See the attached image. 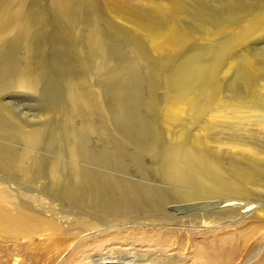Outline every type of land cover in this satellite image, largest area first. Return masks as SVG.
<instances>
[{"label": "rangeland", "instance_id": "374dc122", "mask_svg": "<svg viewBox=\"0 0 264 264\" xmlns=\"http://www.w3.org/2000/svg\"><path fill=\"white\" fill-rule=\"evenodd\" d=\"M20 1L18 2L21 5V10L23 8L25 9V11H23L24 9L22 10L23 12L20 10V17H21V21L23 25L20 24L17 30L15 31L13 30L10 33L11 35L9 34L7 35L6 39L4 38V40L7 41L6 42L7 45L5 44L4 40H1L2 42L0 41V44L3 43L2 45H0V48H1L0 50L2 51V53L0 51V55H2L0 56L1 58L0 64L4 62L3 66L5 67L4 68L2 64L0 66L1 67L0 68V121L2 122L7 121V123L6 122L5 123L8 127V129L6 130L7 132L4 131L2 133V131H0V180L5 181L7 184H10L11 182L12 183L10 184L11 188H14V187L16 188V185H18L20 188L23 187L24 189L22 188V190H25V188L33 189L36 185L37 186L42 185L43 187V184L45 187V185L47 186L48 184H53V183L57 184V186L55 185V187L57 188L59 187V185H64V184L67 185V183L68 185H74V184L71 181H68L67 183H65L67 180L60 182V183L55 182V181L53 182L48 177L51 175L50 173L58 172L59 174L57 173V175H60V172H62L60 176H62V174L63 176L64 175L67 176L70 174L69 173L70 171L71 173H78L79 171L78 174L82 173L81 175H85L88 177V181H86L85 183L86 185L89 184L88 186L90 187V194H92L93 196L95 195V197L99 199H102V200L104 199L105 202L106 201L108 202L109 200L108 202L109 205L107 203L108 207L106 206V204H103L105 207H107V209L111 207L110 204H112V206H116L115 208L117 209L120 206L124 205L122 206L123 208L120 207V209L118 210L116 209L117 211L113 207H111L113 208V210H115L113 214H111L112 217L113 215L116 214V216L121 215V218L123 220L127 219L126 221L124 220L125 222L120 221L121 218L120 220L118 219V221L116 220L114 224L116 225V223H118V225H116L115 228L107 227L108 225H113L112 224L113 222L108 223L104 219V222L102 223L104 226H101L100 228L101 230L98 229L93 232L89 231L87 232L88 234L84 233L83 235L80 232H78V230L82 228L81 222L74 223L72 221H67V219H64L65 217L64 218L62 217L63 214L69 211L70 213L74 212L73 214L80 212L78 206H76L77 205L76 203L78 202L77 200H74L72 202H68L67 200H61V203L60 202L55 203V204L61 205V206L58 205L56 209H53L52 207H47V208L41 207L40 208L37 205V203L35 202L32 203L27 198H26V201H24L21 199L22 196H20L19 194L18 195L16 194L17 195L16 204H20V202H24L25 204H28L30 209L33 212L35 211V213L40 212V210L44 212L47 211L48 215H51V213H53L51 220L55 222L58 226H61V227L63 226L65 230L68 229L69 231H68L67 237L69 238L71 237L72 240L75 241L71 243L70 245L68 244L69 246L68 245L66 246V247L71 246L70 250L66 249L64 253L59 254V255H56L55 251L49 254L45 253L43 249L40 251H36L34 255L38 256L37 254H39V258H38L39 263L37 262V264H69L71 261L78 260L81 254H83L82 257L83 256L88 257L91 254L90 256L93 257V261L94 260L98 261L99 256L102 255V253L103 255L106 254L107 256H112V257L115 255H117L118 258L123 257L125 262H129L133 264H137V263L141 264L140 263L142 262L141 259H146V258H147V261H146L147 264H160V263L164 264L163 262L165 261H166L165 264H171V263L172 264H196V262L198 263L199 259L202 260L203 262L210 260V258H212L211 256L220 257L224 260L228 256H232L231 257L232 262L230 264H264V229L257 230L252 223L247 222L250 219H254L253 216L256 215L257 208L260 207L264 209V192H254L255 195L250 196L248 198V201L243 202L238 207H231L228 210L223 211L226 213H222V211L220 212L219 210L213 211L212 212L214 213L212 214L213 221L211 220V223H210L204 218H203V221H201L202 216L205 217L206 215L210 214L208 209L202 212L201 211L194 212V211H191V209L186 210V208H184L182 204L179 202V200L177 199V195H175L173 191H171L170 185L164 180H162L161 178H159L158 176V174H160V172L163 171L164 169L162 167V163H163L162 159L164 158V156L165 157L170 156V155L174 156L175 155L174 153L176 152L181 153L180 151L183 148L180 150L178 148L182 145V143L184 145L185 143H188L187 141L189 142L190 140L192 141L193 138L191 137H193V132L198 128L197 126H199V123L192 119L193 121L191 120V123L189 125L191 127L188 130L189 133H187L188 132L187 131L186 133H184L183 136H179L180 134L176 136L177 135L176 131L179 130V128H176V129H172L173 131L176 132V134L175 132L168 134V137L171 136L168 138L166 136L167 132L166 130H164L165 126L163 124V118H162L163 109H165L164 107H166L167 103L171 101L172 97H174V96H170L171 95L170 91H172V87H171L172 84L170 85V79H168L170 76L168 75L172 74L171 73V71L173 72L172 69H174L177 65L182 66L183 68H188V66H183V64H180L183 61L181 59V56L186 57L188 54L187 49H184L185 52H183V50L178 52L179 56L177 55V57H176V54H177L176 52L175 55L173 54V56H171L174 59L169 57L167 58V60L164 59L165 61L159 60L157 57H154L152 55H149L150 56L149 57L148 53L149 54L151 53L148 50H146L147 44L145 42L143 43L144 40L141 39L142 37L140 38L139 35H137L138 36L137 37L136 34L132 32L130 33V31H127V30H120L119 27L117 28L120 31L112 27L113 29H116L115 31L111 28V26H109V17H107L108 15L105 12H103L104 10H102L103 8L101 7V0L100 1L99 0H90V1L87 0V2L86 0H81V2L80 0L78 1L71 0L73 1V5L72 4L70 5V3H72L70 1L69 3H67L68 5L65 8L66 10H63L60 12H58L59 10L56 8V6L51 4L49 0H32V1L31 0H20ZM82 1H83V4H82ZM22 2L24 3V5ZM35 3H38L39 5H36ZM76 3L78 4L77 7H76ZM91 3L93 4L90 5ZM203 3H205L203 4V6L208 11L209 9L211 10L209 11L208 14L211 15L213 19H216L218 22H223V21L228 20V17H229L228 13L227 11H225V9H223V7L219 6L220 5L218 4L219 2H216L215 0L214 2L213 0H203ZM187 5L190 6V7L187 6V9H189L188 13H192L196 15L195 12L197 11V8L192 7V5H190L189 3ZM33 6L34 8H32ZM73 6H75L77 9L74 8ZM28 7L31 10H29ZM68 7H70V9ZM81 7H85V8L83 9ZM36 9L38 12L36 11ZM89 9L92 11L89 12ZM67 10H70L71 13ZM33 11L34 13H32ZM51 11H53L54 14L51 13ZM26 12L27 14L28 13L29 14L27 15ZM101 12L105 16L99 15L101 14ZM31 13L32 15L30 16ZM88 13H89V16H88ZM90 13L91 14L96 13V14L94 16L93 15L91 16ZM23 14H24V20L22 19ZM33 15L35 17H33ZM60 16L62 17L64 16L62 20ZM96 16L100 19H98ZM43 19H46L44 20L45 22L43 21ZM25 20H28V23ZM33 20H35L36 22L35 21L33 22ZM32 22L34 24H32ZM36 26L40 27L42 30L40 28H37ZM31 27L33 28L31 29ZM100 27L102 29H100ZM92 29L94 30V33L96 32L99 35V38L102 41V42L100 41V45H103L104 49L106 48V50L104 51V54L100 58H96V59L91 56L94 54L90 50H88L87 46L89 44L87 45L88 42H86L87 40L85 39V36H84L87 30L91 31ZM106 29H108V31ZM112 31H114L115 33H113ZM195 31L197 32V34L198 33L201 34V33H206L208 31H213V30H206V32L205 30L203 31L195 30ZM26 32H28V34H25ZM120 32H122V34ZM117 33L118 34L120 33L122 37L127 36L126 39L124 37L122 38L121 35H118ZM9 36L10 38H8ZM111 36L113 37L111 38ZM198 36L197 38L195 37L193 38V43L199 44L201 42V44H203V42L198 38ZM129 38L131 39V41ZM263 39H264L263 36H259L257 39H254L256 41L252 40V43H251L252 48H249L248 53L253 54L254 51H258L260 49L258 51L260 53H256V54L259 55V57H261L262 60L264 61V40ZM82 40L84 41V43L82 42ZM137 41L139 42V44L136 43ZM139 45L141 46L139 47ZM211 45L214 46V42L213 44L211 43ZM143 46L144 48H141ZM135 47L138 49V51L134 49ZM194 47H198V46L196 45ZM7 48H8V52L5 53V51H7ZM202 48L204 49L203 52H206L205 55H207L208 51H206V48L203 46L200 49ZM207 48H210V47H207ZM28 49L31 51H29ZM141 49L143 50V52L144 50H146V52L144 53L147 55H145ZM210 51L214 53L213 50H210ZM210 51H209L210 55L207 59H209L211 56L213 57L214 55V54L211 55L212 53ZM77 53H78V56H77ZM185 53H187L186 56L184 55ZM24 54L28 55V58ZM30 54L31 56H29ZM83 54L84 56H82ZM135 55L138 56V59H136L137 56ZM8 56L11 58H9ZM89 56L91 59L89 58L88 60L87 57ZM142 56L144 57V59ZM145 56H147L148 59L145 58ZM81 57H83V59ZM133 57L135 58L133 59ZM3 58H6L7 61ZM26 58L28 59V61ZM214 58L215 56L213 57L212 60L216 59ZM2 59H3V62H2ZM175 60L177 61V63ZM143 61L144 62L146 61V63L149 62V64L148 63L146 64ZM160 61H162L163 63L166 62L167 66L165 65V63L163 66V63ZM9 62H11V64ZM14 62L16 63L13 64ZM103 62L106 64H104ZM168 62L171 64H169ZM172 62H174V64ZM133 63H135V65H133ZM137 63H141V65ZM23 64L25 67L23 66ZM85 64L86 66H88V69L85 66ZM89 64L90 65L92 64V65L90 66ZM168 64L171 66H169ZM102 65H105L107 67L102 66ZM137 65H139L140 68ZM146 65H148V67H146ZM159 66H160V69H159ZM27 67L30 69L31 68L34 69L36 72L38 70L37 75L40 78L38 77L37 83L35 84L33 83L32 84L33 87L31 88L28 87L29 89L19 88L18 86H16L15 76L17 75L19 70L22 71L24 69H28ZM93 67H94V70H93ZM143 67L147 69L149 68V71L147 69H145L144 71ZM161 67H164V69H161ZM150 68L153 69L152 71L154 72H152ZM84 69L86 70L85 73H84L85 71ZM155 69L159 72H157ZM3 71L5 72L3 73ZM82 71L85 74V76L84 74H82ZM93 71H95L96 73ZM162 71L163 72L167 71L166 72L167 74L164 72L166 76L164 75V73H162ZM149 73L151 75H149ZM157 73L160 74L161 76L158 75ZM217 74L218 73H216V75ZM89 75L90 76L94 75V76L90 77ZM156 75H158V77ZM163 75L165 77H163ZM152 76L153 77L155 76L154 77L155 79H153ZM86 77H87L88 83L86 82ZM148 78L150 80H148ZM88 79L90 81H88ZM71 80L73 81L71 82ZM79 82H80V85L78 84ZM150 82H151V85H150ZM162 82H165V83H162ZM94 83L97 85H95ZM202 83H204V79H202ZM88 84H91L89 85L91 88H89ZM194 84L196 85L197 83H194ZM83 85L84 86L87 85L88 87L86 86V89H85L84 87H82ZM155 85H156V88H155ZM159 85L160 86L165 85L164 89L160 87ZM79 86L80 88H78ZM197 86L201 87L202 84L198 83ZM97 87L99 88L97 89ZM83 89H84V92H83ZM90 91H93L92 94ZM96 91H98V93H96ZM72 92H75L76 95L73 94ZM77 92H79L81 96L79 93L77 94ZM93 94H96V96H98L100 99L98 97L97 99L96 96ZM92 95L95 97V99L92 98L93 102H89L91 99L89 96L92 97ZM69 96L71 99L69 98ZM76 96H78L80 99H78V97ZM76 98L78 100H76ZM81 99L83 100L84 107L86 104L87 108L83 107V103H81L82 101ZM96 99L97 101H95ZM101 99H104V100L101 101ZM166 99L167 101H165ZM79 100H80L79 106H77ZM148 100H150V103L152 102L153 104L149 105ZM70 101L72 102V104H74L76 101V104L72 105ZM202 101H204V98L202 99ZM97 103L98 105L100 104L103 107L101 106V109H100V105L98 106ZM164 103L166 106L164 105ZM87 105H89L91 108ZM96 106L99 108V110ZM74 108L77 110L80 109L81 112L75 110ZM82 109L85 110L84 112H86L87 109L88 111L84 114ZM91 110H94L95 113ZM45 112H48V113L45 114ZM66 113H69V115L71 114L70 116L68 115L70 120L66 117L67 115ZM73 113H76V114H73ZM194 114H197V113H194ZM73 115L75 116L77 115V116L75 118L74 117L72 118ZM83 115L85 116L83 117ZM84 118L85 119L88 118L87 120H92L95 125L97 124L96 125L97 127L95 126L97 129L94 130L91 134L86 133L85 137L87 136L86 137L87 141L85 139H81L80 141H78L77 149L83 150L82 151L83 156L80 155L81 158L79 156L73 157L71 154H69L70 157H68L69 155H68L67 143L69 141L68 137L70 133H69V128L67 126L72 125L75 127H80V123L82 124V126H85L82 123L85 120ZM98 120H101V122H99L100 124H98ZM2 125L5 126V124H2ZM100 126L101 128L102 127L103 128L100 129ZM22 127L26 131H32V130L41 131L40 132L41 134L39 136V142L36 143L38 144L37 148H35V146L28 147V143H26V141L23 139L22 134L20 132L16 133L14 131L15 129H21ZM80 129L84 133L81 127ZM99 129L101 130V132H99ZM102 130L104 131V133L102 132ZM164 131L166 133H164ZM191 133L192 135H190ZM229 133L226 132L224 134L218 135L215 132L213 133L210 132L209 133L210 135L206 134V136L207 137L210 136L209 138H211V141L212 140L215 141V140L223 139L222 137H224L225 139H228L224 135H227ZM235 133L236 134L233 133L231 136L234 135L235 137L236 135L237 136L241 135L240 132L237 133V131H235ZM163 134H166V135H163ZM252 134H247L249 136L247 135H244V136L246 137V139L248 138V140H251L253 142V145L254 146L256 145L255 147L260 149L259 150L260 152L263 150V153H264L263 134H255V135L254 134L252 135ZM8 137L10 140H7ZM167 138L170 139V141H168ZM182 138H185V139H182ZM229 139H234V138L229 137ZM11 140L13 142H11ZM83 140L86 141V143H84L85 145H83ZM171 140H172V144H174L175 142L177 143L178 141L179 143L177 144L175 143L176 145L174 144L175 147L176 146L178 147L175 148L174 145L171 146L172 145ZM168 145L173 149V151H171L172 149L170 147L168 148L169 151L166 150ZM84 146H86V148ZM163 146L165 147V149H163L164 148ZM173 147L176 150H174ZM23 150L29 152L28 156L21 154ZM166 151H168L169 153H167ZM170 151H171V154H170ZM185 151H186L185 149L182 150L181 154H183V152ZM9 152L12 153L13 155V158L11 159H10L11 154H9ZM16 156H18L19 159ZM20 156H23V158L21 157L22 159H20ZM89 157H90V160L88 161ZM73 158L74 159L79 158L80 160L77 159L76 160L77 162H76ZM20 162H23V164L21 165L22 167H24V170H25V172L23 173H21L22 171L15 168V165L17 166V164H19ZM71 163L72 164L75 163L74 165L76 167L73 168ZM237 164L238 163H236V165ZM58 166H59V169H58ZM36 170L39 172H37ZM262 170H264L263 166H262ZM37 173H40L38 174V176H41V177H38V179H35V180L34 179L27 180L28 182L24 180L23 177L22 178L19 177L23 174L33 175ZM109 174L111 175V178L113 180L110 179ZM107 176H109V178ZM109 180H112V181L109 182ZM48 181L52 183H48ZM111 182H115L114 183L115 186L118 185L115 188L117 189L118 187L119 189L117 190L119 191H117L114 188L113 183L111 185ZM135 185H136V189H135ZM96 186L98 189H96ZM112 186H113V189H112ZM120 188H123V190L125 191H123ZM92 190H94L95 193ZM126 190L127 191L129 190V192L126 193ZM91 191L93 193H91ZM111 192L112 193L114 192V194L116 193L115 196ZM118 192L124 198H122L118 194ZM132 192L134 196L136 195V197L132 195ZM123 194L125 196H123ZM109 195L112 197V199ZM116 195H117L116 200L119 197L121 198H119L117 201L115 200L114 202L115 203L122 202L123 204L119 205L120 204L119 203L117 206L116 205L117 203L115 204L114 202H112L115 199ZM127 195L130 196L129 197L130 199L128 201H127L128 199ZM129 201L133 202L132 203L133 205H130L131 203ZM125 202L128 206L125 204ZM188 204H189L188 206L192 208L193 204L192 203L191 204L188 203ZM209 205L210 203L205 204L204 202L203 203L201 202L200 204V206L202 207H206V206L209 207ZM135 207H137L138 211L136 210ZM111 208L109 209L110 212L112 211ZM118 211L119 212L121 211L123 213H126L128 211H131V212L126 213L127 215L124 214L123 216L121 212H120L121 214L120 213L117 214ZM55 214L57 215V217L54 218ZM106 214H107V211L105 212L104 215L105 217H108V215ZM111 215H109V217ZM60 217L63 219L60 220L61 219ZM70 219H72V217ZM129 219L131 220L129 221ZM256 221L264 222V220H255V221L253 220V222H256ZM138 223L140 224L138 225ZM207 223H210V224H207ZM121 224L123 225L121 226ZM245 227H247L246 230H244ZM247 231H248V235H246ZM78 233H80L81 235ZM133 233L135 234L133 235ZM123 237L124 239H122ZM75 238H79V239L74 240ZM124 240H127V241L123 242ZM116 241L117 242L120 241V243L121 242L122 243L120 244V243H117ZM78 244H81V248L77 246ZM118 244H120L121 247ZM127 246H128V249H126ZM136 247L138 248V250ZM5 248L11 250L12 246L10 243L8 244L7 242L0 240V251L4 250ZM88 248H90L91 251L90 249L88 250ZM130 250L132 254L130 253ZM22 255L26 256V252L23 251ZM20 256L14 257L13 261L11 259H8L7 261L3 259L2 262L0 263L1 264H13V263L19 264L21 260ZM25 258L27 260L29 259L28 257H25ZM40 258L44 259L42 263H41ZM15 259L17 261H15ZM153 260H155L156 262ZM78 262L79 260L76 263Z\"/></svg>", "mask_w": 264, "mask_h": 264}, {"label": "bare ground", "instance_id": "6f19581e", "mask_svg": "<svg viewBox=\"0 0 264 264\" xmlns=\"http://www.w3.org/2000/svg\"><path fill=\"white\" fill-rule=\"evenodd\" d=\"M18 1H20V0H0V41L4 40V38L6 39L7 35H9L13 30L14 31L17 30V28H18V26H20V24L23 25L22 21H21V17H20L21 5ZM49 1L51 2V4L56 6V8L59 10L58 12H60V11L66 10L65 8L68 5L67 3H69L71 0H49ZM215 1L219 2L218 3V4H220L219 6L223 7V9H225V11H227V13L229 15L228 20L223 21V22H218L216 19H213V17H211V15L208 14L209 11H211V10L209 9V11H208L203 6V4H205V3H203V0H101V7L103 8L102 10H104L103 12H105L108 15V16L106 15L107 17H109V26H111V28L113 27L116 29H118L117 27H119L120 30H127V31H130V33L132 32V33L136 34V36L139 35L140 38L142 37L141 39L144 40L143 43L145 42L147 44L146 50H148L151 53V54L148 53V56L152 55L154 57H157L159 60L165 61L164 59L167 60V58L173 56V54L175 55L176 52H177V54H176V57H177V55L179 54L178 52H180L182 50H183V52H185L184 49H187L188 54L187 53L184 54L185 56L187 54L186 57L181 56V59L183 61L180 64H183V66H188V68H183L182 66L177 65L174 69H172L173 70V72L171 71L172 74L170 73L171 75H168V76H170L168 78V79H170V85L172 84V86H171L172 91L169 90L171 95L170 94L169 95L174 96V97H172L171 101H169L167 103V106L164 103V105L166 106V107H164L165 109L161 108V109H163L162 118H163V124L165 126L164 130H166V132H167V135L166 134H163V135H166L168 137V134L175 132L172 129L179 128V130L176 131L177 132L176 136H178V134H180L179 136H183L184 133H186L189 130V128H191L189 125H190L192 119L197 121L199 123V126H197L198 128L193 132V137H191V138H193L192 141L191 140H190V142L187 141L188 143H185L184 145L181 142L182 145L181 144H180L181 146L179 145L181 147V148L180 147L178 148L179 150L182 148H183L182 150H184V149L186 150L185 152H183V154H181L182 153V150H181L180 151L181 153H177L176 151H174V152H176V153L173 152L175 155L174 156L170 155L171 151H173V149L168 145L166 150L169 151V149H168L169 147L172 150L170 151V154H168L170 156H167V157L164 156V158L162 159V162H163L162 167L164 169L161 172L159 171L160 174H158V176H159V178H161L162 180H164L165 182H167L170 185L171 191H173V193L175 195H177V199L182 204V206L184 208H186V210L191 209V211H194V212H196V211L202 212V211H204V210L206 211L208 209L210 214L206 215L205 217L202 216V220L201 219L200 220L203 221V218H204L205 220H207L210 223H211V220L213 221V219H212V214H214V213H212L213 211L219 210L220 212L222 211V213H226L223 211L228 210L231 207H238L243 202L248 201V198L250 196L255 195L254 192H264V170H262V166L264 167L263 150L260 152L259 151L260 149L256 148L255 147L256 145L254 146L253 142L251 140H248V138L246 139V137L244 136V135L252 134V133L254 135L255 134H263V136H264V61L262 60L261 57H259V55L256 54V53H260V52H258L260 49L258 51H254L253 54L248 53L249 48H252V46H251L252 40L257 39L259 36L264 37V0H215ZM71 2L72 3H70V5L71 4L73 5V1H71ZM80 2H81V0H80ZM86 2H87V0H86ZM213 2H214V0H213ZM93 3H91L90 5H92ZM188 3L190 5H192V7L197 8V11L195 12L196 15L192 14V13H188V10H189V9H187V6H189V5H187ZM35 4L39 5L38 3H35ZM82 4H83V1H82ZM84 4H85V2H84ZM23 5H24V3H23ZM29 5H31V4H29ZM77 5L78 4L76 3V7H77ZM87 6H89V5H87ZM73 7L76 8L75 6H73ZM92 7H90V8H92ZM32 8H34V6ZM36 8H38V7H36ZM68 8L70 9V7H68ZM74 8H73V10H74ZM81 8L84 9L85 7H81ZM28 9L31 10L29 7H28ZM95 10H97V9H95ZM23 11H25V9ZM36 11H37V9H36ZM67 11H69L71 13L70 10H67ZM85 11H86V9H85ZM90 11H92V10L89 9V12ZM32 13H34V11ZM32 13L30 14V16L32 15ZM51 13H53V11H51ZM26 14H27V12H26ZM95 14L90 13L91 16L92 15L94 16ZM34 15H33V17L36 16V15L35 16ZM99 15H103L102 12ZM88 16H89V13H88ZM103 16H105V15H103ZM53 17H55V16H53ZM60 17L62 20V18L64 16L63 17L60 16ZM28 18H30V17H28ZM39 18H40V16H39ZM224 18H223V20H224ZM22 19L24 20V14H23ZM51 19H53V18H51ZM94 19H96V18H94ZM98 19H100V18H98ZM98 19H96V20H98ZM44 20H46V19H43V21ZM25 21H27V23H28V20H25ZM30 21H31V19H30ZM34 21L35 20H33V22ZM107 21H108V19H107ZM33 22H32V24H34ZM61 23H63V22H61ZM32 28L33 27H31V29ZM37 28H40V27H37ZM95 28H96V26H95ZM107 28H108V26H107ZM100 29H102V28L100 27ZM116 29H113V30L116 31ZM106 30L108 31V29H106ZM195 30H201V31L205 30V32H206V30H213V31H208L206 33H201V34L198 33L197 34V32ZM119 31H117V32H119ZM112 32L115 33L114 31H112ZM71 33H73V32H71ZM120 33L122 34V32H120ZM120 33L119 34L117 33V34L121 35ZM25 34H28V32H26ZM96 34L97 33L96 32L94 33V30L92 29L91 31L87 30L85 35H84L85 39L87 40V41L86 40L85 41L88 42L87 45L89 44L87 46V48H88V50H90L94 54L91 56L95 59L100 58L104 54V51L106 50V48L104 49L103 45H100L101 39L99 38V35L97 34V36H96ZM198 35L202 38H200ZM80 36H81V34H80ZM197 36L203 42V44H201V42L199 44L193 43V38L194 37L197 38ZM112 37L113 36H111V38ZM121 37H122V35H121ZM123 37L126 39L127 36L126 37L123 36ZM129 37H130V35H129ZM8 38H10V36ZM138 40H140V39H138ZM4 41L6 44L7 41L6 40H4ZM130 41H131V39H130ZM254 41H256V40H254ZM82 42L84 43L83 40H82ZM86 42H85V44H86ZM213 42H214V46L211 45V43L213 44ZM136 43L139 44L138 41ZM260 43H261V41H260ZM2 44H0V45H2ZM141 45H139V47ZM196 45L198 47H194ZM200 46L201 47L204 46L206 48V51H208L207 55H205L206 52H203V50H204L203 48L200 49L201 48ZM1 47H3V46H1ZM29 47H30V45H29ZM207 47H210V48H207ZM262 47H263V45H262ZM129 48H128V50H129ZM141 48H144V46ZM134 49L136 51H138V49L136 47ZM146 50H144V52H146ZM210 50H213L214 53H212V51H210ZM29 51H31V50H29ZM84 51H85V49H84ZM124 51H126V50H124ZM209 51L212 53L211 55L214 54L213 57L215 56V58H216V59L214 58L215 60H212L213 59L212 56L210 57L211 59L210 58L207 59L210 55ZM6 52H8V48H7V51H5V53ZM22 52H24V51H22ZM142 52H143V50H142ZM1 53H2V51H1ZM10 53H11V51H10ZM83 53H85V52H83ZM145 55H147V54H145ZM0 56H2V55H0ZM25 56H27V58H28V55H25ZM29 56H31V54ZM77 56H78V53H77ZM82 56H84V54ZM135 56H137V55H135ZM8 57H7V59H8ZM9 58H11V57H9ZM81 58L83 59V57H81ZM87 58L89 60L90 56ZM134 58L135 57H133V59ZM145 58L148 59L147 56H145ZM171 58H173V57H171ZM3 59L6 60V58H3ZM3 59H2V62H3ZM136 59H138V56ZM143 59H144V57H143ZM176 59H178V58H176ZM0 60H1V58H0ZM27 61H28V59H27ZM146 61L145 62L143 61V62L146 63ZM150 61H151V59H150ZM160 62H162V61H160ZM9 63L11 64V62H9ZM15 63L16 62H14L13 64H15ZM76 63H77V61H76ZM79 63H80V61H79ZM82 63H84V62H82ZM144 63H142V64H144ZM147 63L149 64V62H147ZM164 63L166 65V62H164ZM164 63H163V66H164ZM172 63L174 64V62H172ZM176 63H177V61H176ZM1 64L3 66L4 62ZM1 64H0V66H1ZM104 64H106V63H104ZM137 64L141 65V63H137ZM169 64H171V63H169ZM133 65H135V63H133ZM139 65H137V66L140 68ZM23 66H24V64H23ZM85 66H86V64H85ZM102 66H105V65H102ZM169 66H171V65H169ZM86 67L88 69V66H86ZM105 67H107V66H105ZM146 67H148V65H146ZM90 68H92V67H90ZM143 68H142V70H143ZM10 69H8V70H10ZM145 69H147V68H144V71H145ZM159 69H160V66H159ZM161 69H164V67H161ZM93 70H94V67H93ZM147 70L149 71V68ZM152 70L153 69H151V71ZM89 71H91V70H89ZM98 71H100V70H98ZM167 71H164V72L166 73ZM169 71H170V69H169ZM4 72L5 71H3V73ZM85 72H86V70L84 71V73ZM93 72H95V71H93ZM152 72H154V71H152ZM157 72H159V71H157ZM164 72L162 71V73H164ZM37 73H38V70L36 72L32 68L31 69L30 68L24 69L22 71L19 70V72L15 76L16 86H18L19 88H28V87L31 88V87H33L32 84L37 83V80L39 77L37 75ZM84 73L82 71V74H84ZM165 73H164V75L166 76L167 73L166 74ZM216 73H218V74L216 75ZM87 74H89V73H87ZM90 74H91V72H90ZM9 75H11V74H9ZM149 75H151V74L149 73ZM153 75H155V74H153ZM158 75H160V74H158ZM158 75H156V76L158 77ZM164 75H163V77H165ZM84 76H85V74H84ZM93 76H90V77H93ZM87 77H88V75H87ZM87 77H86V82H87ZM154 77H153V79H155ZM156 79H158V78H156ZM202 79H204V83H202ZM148 80H150V79L148 78ZM72 81L73 80H71V82ZM88 81H90V80L88 79ZM152 83H153V81H152ZM162 83H165V82H162ZM194 83H197V84L201 83L202 88L200 86H197V84L195 85ZM78 84L80 85V82ZM89 85H91V84H88V86ZM95 85H97V84H95ZM150 85H151V82H150ZM86 86L83 85L82 87H84L86 89ZM164 86L165 85L160 86V87H162L164 89ZM78 88H80V86ZM89 88H91V87L89 86ZM98 88L99 87H97V89ZM155 88H156V85H155ZM68 89H70V88H68ZM75 91H76V89H75ZM83 92H84V89H83ZM88 92H89V90H88ZM90 92L92 94L93 91H90ZM72 93L75 94V92H72ZM78 93L79 92H77V94ZM96 93H98V91H96ZM84 95H86V94H84ZM93 95L96 96V94H93ZM93 95H92V97L91 96H89V97L91 99L92 98L95 99V97ZM78 96H76V97H78ZM80 96H81V94H80ZM79 97H78V99H80ZM97 97L98 96H96V98ZM69 98H70V96H69ZM81 98H83V97H81ZM155 98H156V96H155ZM203 98H204V101H202ZM78 99L76 98V100H78ZM91 99L89 102H93V99H92V101H91ZM97 99L95 101H97ZM102 100H104V99H101V101ZM150 100H151V98H150ZM150 100H148L149 105L153 104L152 102L150 103ZM101 101H100V103H101ZM165 101H167V99ZM79 102H80V100L78 101L77 106H79ZM70 103L72 104L71 101H70ZM81 103H83V100L81 101ZM146 103H148V102H146ZM75 104H76V101L72 105H75ZM95 104H96V102H95ZM67 105H68V103H67ZM89 105H91V104H89ZM89 105H87V106H89ZM97 105H98V103H97ZM101 106L102 105H100V109H101ZM83 107H84V103H83ZM85 107H86V104H85ZM89 107H88V109H89ZM88 109H87V111H88ZM6 110H8V109H6ZM75 110H77V109H75ZM98 110H99V108H98ZM72 111H74V110H72ZM77 111H80V109ZM84 111L85 110H83V112ZM89 111H90V109H89ZM91 111L94 112V110H91ZM95 111H96V109H95ZM86 112H84V114ZM46 113H48V112H45V114ZM194 113H197V114H194ZM66 114H67L66 117L69 119V116L71 114L70 115H69V113H66ZM73 114H76V113H73ZM62 115H64V114H62ZM76 116L73 115L72 118L73 117L75 118ZM84 116L85 115H83V117ZM81 119H82V117H81ZM87 119L88 118H86L82 122L85 126H82V124L80 123L81 121L79 122L80 127L83 129L84 133L81 131L80 127H75L72 125L67 126L69 128V133H70V135L68 137L69 141L67 143L68 155L71 154L73 157H78V156L80 157V155L83 156V154H82L83 150L77 149L78 141H80L81 139L86 140V137H87V136L85 137L86 133L91 134L94 130L97 129L96 128L97 124L95 125L92 120H87ZM97 119H95V120H97ZM0 122L2 124H5V126H3L0 123V131H2V133H3L4 131H6L8 129V127L6 125L7 121H5L6 123L2 122V121H0ZM99 122H101V120H98V124H100ZM95 123H97V122H95ZM102 128L100 126V129H102ZM100 129H99V132H101ZM14 131L16 133L20 132L22 134L23 139L26 141V143H28V147L29 146L30 147L35 146V148H37L38 144H36V143L39 142V136L41 134L40 133L41 131H39V130L26 131L23 127L21 129H15ZM109 131H111V130H109ZM235 131H237V133L240 132L241 135L240 136L236 135L235 137H234V135L231 136L233 133L236 134ZM102 132L104 133L103 130H102ZM166 132L164 131V133H166ZM176 132H175V134H176ZM208 132L209 133L215 132L218 135L224 134L226 132H228V133L230 132V133L227 135H224L228 139H225L224 137H222L223 139L211 141V138H209L210 136L209 137L206 136V134L210 135ZM187 133H189V131ZM190 135H192V133ZM247 136H249V135H247ZM169 137H171V136H169ZM229 137H233L234 139H229ZM65 139H66V137H65ZM174 139H176V138H174ZM182 139H185V138H182ZM7 140H10L9 137ZM85 140H83V145H85L84 143H86V141H87V140L86 141ZM168 141H170V139H168ZM11 142H13V141L11 140ZM165 142H167V141H165ZM177 143H179V142L177 141ZM171 144H172V140H171ZM174 144H172L171 146H173ZM175 145H174V147H175ZM84 147L86 148V146H84ZM176 147H178V146H176ZM175 148H174V150H176ZM163 149H165V147ZM168 151H166V152L169 153ZM10 152H9V154H11L12 157L10 155L9 156L11 159V158H13V155ZM2 154H4V153H2ZM7 154H8V152H7ZM19 154H20V152H19ZM21 154L28 156L29 152L23 150V152ZM88 154H89V152H88ZM27 156H25V157H27ZM16 157L19 159L18 156H16ZM21 157L23 158V156H20V159H22ZM68 157H70V155ZM32 159H34V158H32ZM77 159H79V158H77ZM77 159H74V160L76 161ZM89 160H90V157H89L88 161ZM23 162H20L19 164H17V166L15 164H13V165H15V168L22 171L21 173L25 172L24 167L21 166L23 164ZM78 163H79V161H78ZM236 163H238V164L236 165ZM74 164H72L73 168L76 167ZM156 164H158V163H156ZM233 164H235V165H233ZM58 169H59V166H58ZM51 170H52V168H51ZM37 172H39V171H37ZM56 172H57V170H56ZM57 173H50L51 175L49 174L50 176H48V177L50 178L51 181H53V182L55 181V182L60 183V182L67 180L65 183H67L68 181H71V182H73L74 185H68V183H67V185H65V184L59 185V187L56 188L55 187V185L57 186L56 183L55 184L53 183L54 185L53 184H48L47 186L45 185V187H44V184L42 187V185L37 186L35 183L36 186L33 189H31V188L26 189L25 188V190H22L23 187L20 188L18 185H16V188L15 187L11 188V186H10V184H12L11 182H10V184H7L5 181L0 180V240H3L5 242H7L8 244L10 243L12 246L11 250L5 248L4 250L0 251V262H2L3 259H5V261H7L8 259H11L13 261L14 257H18L21 255L20 256L21 260H20L19 264H25V263L26 264H37L39 254H37L38 256H35L34 253H36V251H40L43 249L44 252L47 254L55 251V254L59 255V254L64 253V251H66V249L70 250L71 246L70 247H66V246L68 244L70 245L71 243L75 242L72 240L71 237L70 238L67 237V234L69 231L68 229L65 230L63 228V226L62 227L58 226L55 222H53L51 220L53 213H51V215H48L47 211L44 212L41 210H40V212L36 211L37 213H35V211L33 212L30 209V207L28 206V204H25L24 202H20V204H16V198H17L18 194L20 196H22V198H21L22 200L26 201V198H27L32 203L33 202L37 203V205L40 208L41 207L42 208L43 207L44 208L52 207L53 209H56L58 207V205H60V204H55V203H59V202L61 203V200H67L68 202H72L74 200H77L78 202L76 203L77 204L76 206H78L80 212L73 214L74 212L70 213V211H69V212H66L65 214H63L62 217L63 218L65 217L64 219H67V221H72L74 223L75 222H81L82 228H80L78 230V232H80L83 235H84V233L88 234L87 232L96 231V230L100 229L101 226H104L102 224L104 222V219L108 223L113 222L112 223L113 225H108L107 227H112V228L114 227L115 228V226L118 225V223H116V225L114 223L116 220L117 221H118V219L120 220L121 215L116 216V214H115V215H113V217L111 215L117 209V208H115L116 206H112V204H110L111 207H113L115 209V210H113V208H111L109 206L112 209V211L110 212V210H109L110 208L107 209V207H108L107 203L109 202V200H108V202L107 201L105 202L104 199L103 200L99 199V198L95 197V195L93 196L92 194H90V187L88 186L89 184L86 185V183H85L86 181H88L87 176L81 175L82 173L78 174L79 171H78V173H71V171H70L69 172L70 174L67 176H65V175L63 176V174H62V176H60L62 172H60V175H57ZM28 174H23L21 176H19V175L18 176L21 178L23 177V179L26 181L30 180V179L35 180V179H38V177H41V176H38V174H40V173L33 174V175H28ZM106 175H108V174H106ZM127 175H129V174H127ZM107 177L109 178V176H107ZM97 178H99V177H97ZM100 178H102V177H100ZM110 179H112L111 175H110ZM121 179H123V178H121ZM93 180H94V178H93ZM104 180H102V181H104ZM112 180H109V182ZM114 180H116V179H114ZM48 183H52V182L48 181ZM112 183L114 185V188L116 186H118V185L115 186V184H114L115 182H111V185H112ZM96 189H98L97 186H96ZM112 189H113V186H112ZM117 189H119V188L117 187ZM120 189L123 190V188H120ZM135 189H136V185H135ZM129 190L128 191L126 190V193L129 192ZM92 191L95 193L94 190H92ZM92 191H91V193H93ZM98 191H100V190H98ZM117 191H119V190H117ZM123 191H125V190H123ZM112 194H114V192ZM115 194H114V196H115ZM118 194L121 196V194L119 192H118ZM100 195H101V193H100ZM117 195L112 202H114L116 200ZM132 195H133V192H132ZM123 196H125V195L123 194ZM127 196H128V199H127V201H128L130 199L129 198L130 196L129 195H127ZM121 197H119V198H121ZM134 197H136V195ZM107 198H105V199H107ZM122 198H124V197H122ZM111 199H112V197H111ZM121 201H123V200H121ZM201 202L202 203L204 202L205 204L210 203V205H209V207H207V206L202 207V206H200ZM130 203H131L130 205H133L132 204L133 202H130ZM188 203L193 204L192 208H190L188 206L189 205ZM103 204H106L107 207H105ZM118 204L121 205L123 203L118 202L116 205L118 206ZM125 204H126V202H125ZM108 205H109V203H108ZM122 206H124V205H122ZM122 206H120V207L123 208ZM120 207L118 209H120ZM52 208H50V209H52ZM135 208L137 210V207H135ZM105 210L107 211L106 215H108V217H105V215H104L106 212ZM131 211H133V210H131ZM131 211H128L126 213H129ZM120 212L118 211V213L117 212L116 213L119 214ZM256 212H257L256 215L253 216L254 219H250L247 222L252 223L257 230H263L264 229V222H262V221L253 222V220L254 221L255 220H264V209L259 207V208H257ZM121 213L123 214V216H124V214H126L123 212H121ZM109 215H111V216L109 217ZM55 217H57L56 214L54 215V218ZM69 217L70 218L72 217V219H70ZM60 218H58V219H60ZM63 218H61L60 220H62ZM109 218H111V219H109ZM124 220L126 221L127 219H124ZM124 220L121 218L120 221L125 222ZM130 220L131 219H129V221ZM205 220H204V222H205ZM210 223H207V224H210ZM62 224H64V223H62ZM139 224L140 223H138V225ZM122 225L123 224H121V226ZM247 227H245L244 230H246ZM132 232H134V231H132ZM80 233H78V234H80ZM134 234L135 233H133V235ZM115 235H117V234H115ZM246 235H248V231H247ZM77 239H79V238H75L74 240H77ZM99 239H101V238H99ZM122 239H124V237ZM129 239H127V240H129ZM107 240H109V239H107ZM127 240H124L123 242H125ZM105 242H107V241H105ZM116 242H115V244H116ZM99 243H100V241H99ZM117 243H120V241ZM120 244H118V245L121 247ZM77 246L81 248V244H78ZM112 248H113V246H112ZM89 249L90 248H88V250ZM126 249H128V246ZM131 249H133V248H131ZM137 250H138V248H137ZM23 251L26 252V256L22 255ZM90 251H91V249H90ZM133 252H134V250H133ZM11 253H12V255H11ZM130 253H131V250H130ZM82 255L83 254H81L79 256V258H78L79 262L78 263H76L78 261V260H76V261H71L69 264H133V263L125 262L123 257L118 258L117 255H115V254L114 255L116 257L115 256L112 257V256H107L106 254H104V255H106V256H104L102 253V255L99 256L98 261H95V260L93 261V257L90 256L91 254L88 257H86V256L82 257ZM25 257H28L29 259L27 260ZM120 257H121V255H120ZM211 257L212 258H210V260H208L206 262H203L202 260L199 259L198 263L196 262V264H230L232 262V258H231L232 256H228L225 260L220 258V257H216V256H211ZM149 258H150V256H149ZM40 259H41V263H42V261L44 259L43 258H40ZM141 260H142V262H140L141 264H147L146 263L147 258L141 259ZM156 260H157V258H156ZM15 261H17V260L15 259ZM153 261H155V260H153ZM165 262H163V263L165 264Z\"/></svg>", "mask_w": 264, "mask_h": 264}]
</instances>
